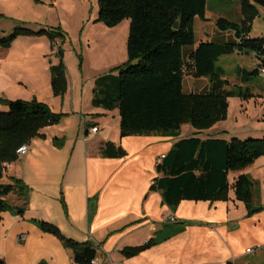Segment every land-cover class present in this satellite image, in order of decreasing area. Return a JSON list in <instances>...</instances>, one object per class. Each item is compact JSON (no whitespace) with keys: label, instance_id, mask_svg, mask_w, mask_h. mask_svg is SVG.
<instances>
[{"label":"trees","instance_id":"1","mask_svg":"<svg viewBox=\"0 0 264 264\" xmlns=\"http://www.w3.org/2000/svg\"><path fill=\"white\" fill-rule=\"evenodd\" d=\"M209 0H99V21L116 27L124 19L131 21L127 43L128 61L115 68L117 76H103L96 80L93 105L108 112L119 111L121 138L160 135L178 138L185 124L198 133L177 142L165 158L156 164L157 176L151 192H161L163 203L176 209L182 201H229L233 190L238 202L245 205L247 218L264 211L256 202L255 182L244 171L264 158L263 138H208L198 134L211 129L227 118L229 100L250 98L247 87L231 86L227 72L218 62L224 56L252 55L256 68L241 75L243 84L253 77H261L264 69V36L251 37L253 21L258 17L257 7L264 9V0H240L245 15L241 23L219 18L216 26L221 32H231L230 43L202 42L187 56L184 49L195 45L194 20L207 22ZM176 23L179 27L176 29ZM16 35L0 40L4 47L12 44ZM186 74L207 78L210 88L204 93L184 94ZM53 92L63 97L67 92V74L64 65L52 72ZM8 109L0 111V180L2 164H12L19 157L17 150L40 137L46 127L61 123L64 114L54 113L42 102L33 100H0ZM55 146L62 141L56 139ZM107 159H123L128 153L119 145L108 142L101 148ZM238 176L233 182L230 174ZM26 197L21 181L0 183V219L10 212L22 216L25 207L15 208L6 201L11 194ZM42 231L56 236L73 254L75 264H93L98 248L90 242L80 243L65 237L60 229L48 222H39ZM184 226L193 224L184 223ZM156 239L140 247L127 248L126 258L135 257L156 246ZM1 261V260H0ZM5 264V263H3ZM40 264H47L42 262ZM233 264V263H228Z\"/></svg>","mask_w":264,"mask_h":264},{"label":"crops","instance_id":"2","mask_svg":"<svg viewBox=\"0 0 264 264\" xmlns=\"http://www.w3.org/2000/svg\"><path fill=\"white\" fill-rule=\"evenodd\" d=\"M206 17L207 22L196 18L204 24L203 37L194 49L186 50V56L202 42L225 43L220 42L223 36L234 35L221 32L216 24L212 34L206 33L203 28L211 20L208 13ZM253 65L257 66L255 58ZM95 87L86 100L72 89L62 99L44 101L54 113L66 117L42 129L41 136L29 143V153L3 170L0 183L21 181L27 195L14 193L6 198L26 212L2 214L0 260L5 264H75L72 252L56 236L42 231L38 223L44 221L69 239L95 245L98 257L93 264H249L247 257L254 251L261 254L264 264V211L247 218L246 207L236 200L233 190L229 201H182L176 209L165 205L161 192H151L156 161L186 138H121L119 111L94 107ZM7 109L0 106V111ZM95 127L97 133L92 132ZM190 133L198 132L191 129ZM217 135L211 131L198 134L202 139L220 138ZM56 139L63 142L61 147L55 146ZM108 142L121 146L128 156L104 158L101 148ZM166 224L176 230L159 241L154 231L162 232L160 226ZM153 238L158 244L151 249L132 258L123 255L125 249Z\"/></svg>","mask_w":264,"mask_h":264},{"label":"rangeland","instance_id":"3","mask_svg":"<svg viewBox=\"0 0 264 264\" xmlns=\"http://www.w3.org/2000/svg\"><path fill=\"white\" fill-rule=\"evenodd\" d=\"M257 10L259 15L253 21L252 33L256 38H262L264 9L257 7ZM207 13L211 20L203 29L209 34L215 31L219 18L236 23H241L245 18L240 0H209ZM193 25L196 43L185 48V54L187 49H194L203 37L201 27L204 24L195 18ZM130 26L129 18L112 28L100 22L99 0H0V40L16 35L10 46L4 47L0 43V100L11 97L45 103L64 98L66 94L63 97L54 95L52 85V72L62 64L67 74V92L74 89L77 95L84 96L83 100L88 99L98 78L117 76L114 69L128 61ZM221 40L230 43L235 37L228 34ZM253 59L248 55L233 54L222 57L218 62V66L227 72L231 86H243L245 90L248 87L253 96L248 99L231 98L227 118L206 131L227 139L264 137V78L253 77L248 85L241 82L244 70L251 72L256 68H253ZM209 88V79L186 74L184 94L204 93ZM0 106H4L3 103L0 102ZM191 129L195 130L185 124L180 138H190ZM262 161L256 162L245 173L255 182L253 191L256 202L263 205ZM235 175L230 174L231 182ZM160 227H164L162 232L154 231L159 241L176 230L168 224ZM260 257L261 254L254 251L247 260L249 264H261Z\"/></svg>","mask_w":264,"mask_h":264},{"label":"built area","instance_id":"4","mask_svg":"<svg viewBox=\"0 0 264 264\" xmlns=\"http://www.w3.org/2000/svg\"><path fill=\"white\" fill-rule=\"evenodd\" d=\"M260 76H261L262 78H264V69L261 71ZM98 130H99V128H98V127H95V128L92 129V132H93V133H97ZM29 149H30V145H29V144H25V145L21 146V147L17 150L16 154L18 155L19 158H21V157H23V156H25V155H27V154L29 153ZM163 158H165V155H163V156L160 157V159H163ZM10 165H11V164H8V163H5V164L3 163V164H2V166H3L4 169L9 168ZM23 240H24V238H23ZM248 252H251V251H248Z\"/></svg>","mask_w":264,"mask_h":264},{"label":"water","instance_id":"5","mask_svg":"<svg viewBox=\"0 0 264 264\" xmlns=\"http://www.w3.org/2000/svg\"><path fill=\"white\" fill-rule=\"evenodd\" d=\"M179 27V24L178 23H176V25H175V28L177 29ZM4 263V261H0V264H3Z\"/></svg>","mask_w":264,"mask_h":264}]
</instances>
